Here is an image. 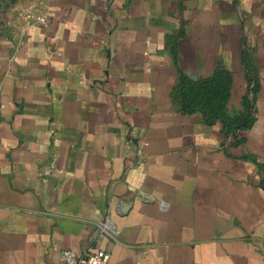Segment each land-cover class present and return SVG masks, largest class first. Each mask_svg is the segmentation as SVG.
I'll return each mask as SVG.
<instances>
[{"label": "crops", "instance_id": "crops-1", "mask_svg": "<svg viewBox=\"0 0 264 264\" xmlns=\"http://www.w3.org/2000/svg\"><path fill=\"white\" fill-rule=\"evenodd\" d=\"M43 1L0 0V264H264V0Z\"/></svg>", "mask_w": 264, "mask_h": 264}, {"label": "trees", "instance_id": "trees-1", "mask_svg": "<svg viewBox=\"0 0 264 264\" xmlns=\"http://www.w3.org/2000/svg\"><path fill=\"white\" fill-rule=\"evenodd\" d=\"M229 76L220 71L213 77L204 79L189 87L190 97L184 106L200 107L208 118L223 117V103L227 97Z\"/></svg>", "mask_w": 264, "mask_h": 264}, {"label": "built area", "instance_id": "built-area-1", "mask_svg": "<svg viewBox=\"0 0 264 264\" xmlns=\"http://www.w3.org/2000/svg\"><path fill=\"white\" fill-rule=\"evenodd\" d=\"M49 10L45 5L35 9L24 7L20 10L23 20L29 24H44L47 22ZM61 264H109V252L105 249L77 254L71 249L60 251Z\"/></svg>", "mask_w": 264, "mask_h": 264}, {"label": "rangeland", "instance_id": "rangeland-1", "mask_svg": "<svg viewBox=\"0 0 264 264\" xmlns=\"http://www.w3.org/2000/svg\"><path fill=\"white\" fill-rule=\"evenodd\" d=\"M39 2H40V6H42L44 4L43 0H39Z\"/></svg>", "mask_w": 264, "mask_h": 264}]
</instances>
